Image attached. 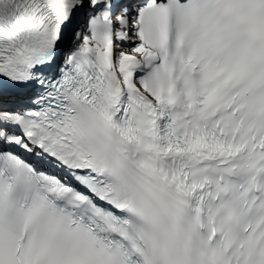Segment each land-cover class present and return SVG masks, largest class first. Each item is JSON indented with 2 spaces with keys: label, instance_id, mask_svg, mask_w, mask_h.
I'll list each match as a JSON object with an SVG mask.
<instances>
[{
  "label": "snow or ice",
  "instance_id": "1",
  "mask_svg": "<svg viewBox=\"0 0 264 264\" xmlns=\"http://www.w3.org/2000/svg\"><path fill=\"white\" fill-rule=\"evenodd\" d=\"M0 264H264V0H0Z\"/></svg>",
  "mask_w": 264,
  "mask_h": 264
}]
</instances>
